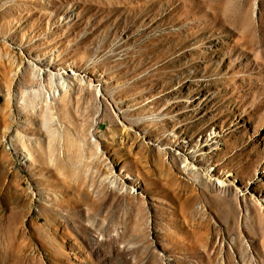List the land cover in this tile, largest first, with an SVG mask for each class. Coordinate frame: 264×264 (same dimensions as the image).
Returning <instances> with one entry per match:
<instances>
[{"label": "rangeland", "instance_id": "rangeland-1", "mask_svg": "<svg viewBox=\"0 0 264 264\" xmlns=\"http://www.w3.org/2000/svg\"><path fill=\"white\" fill-rule=\"evenodd\" d=\"M40 72L68 84L53 124L22 101ZM103 184L120 240L67 248L54 222ZM260 203L264 0H0V219L39 236L0 264H264Z\"/></svg>", "mask_w": 264, "mask_h": 264}, {"label": "bare ground", "instance_id": "bare-ground-1", "mask_svg": "<svg viewBox=\"0 0 264 264\" xmlns=\"http://www.w3.org/2000/svg\"><path fill=\"white\" fill-rule=\"evenodd\" d=\"M38 81L39 86L38 87H33ZM36 82V83H35ZM50 85L52 88V92L49 90H46V83ZM35 83V84H34ZM26 87L29 88V91H25L23 93V102H26L25 99L27 97L31 98L33 100L32 104H34V101H40V104H43L44 107L41 108V110L44 112V119L47 123H55V111L53 107L50 105L51 101L53 99H57L60 97V94L62 90H65L68 87V84L65 83V79L61 78L58 79L54 78L50 74H44L40 72L37 75H34L33 78L27 77L26 81ZM47 91V92H46ZM45 96H47L45 98ZM45 98V100H42L41 98ZM39 102L35 105H32L34 107V110L36 111V108L38 105H40ZM5 119V117H3ZM7 122V121H6ZM7 125V123H6ZM95 146H91L90 151L93 152V149ZM147 152L151 149L146 148ZM163 151V148L161 149ZM149 155H153L148 152ZM162 158V154L160 156L155 157V160H159ZM195 171L197 169H194ZM189 171V169H187ZM98 176L95 179H98ZM97 181V180H96ZM167 184V183H166ZM110 185L113 187L117 188V184L115 181H111ZM99 187V186H98ZM218 187L224 189L227 186L225 185L224 181H218ZM107 188L108 186L106 184H103L102 188H99V195L97 197L93 196H86V191H78L80 194L79 196H82L83 198H78L74 199L75 202L78 204V206L74 205L76 208H81V211L77 212H67L63 215V219H57L54 222L55 227H59L58 230L52 229L53 230V235L56 237L57 240L59 239H64V245H66L67 248L71 249H77V250H82L83 245L82 243L73 237L72 234L68 233V228L72 226L75 231L79 234V237L81 239L82 236L86 237V232L92 231L96 236L104 235L106 238L101 242V244H106L109 240V237H113L115 243H117L120 240V236L116 238L115 236H112V234L117 230V223L116 222H111L108 224V217L111 215L116 214V210H110L108 213L105 212L103 206H102V198L107 194ZM211 188V185L209 186ZM211 190L208 188H205L203 192L206 193L208 202H205V207H206V212L209 211L210 209L215 208V203H219V209L225 213V215H230L231 211L233 208L231 207V201L229 200L230 198L222 197L219 194L216 195H208ZM86 196V197H84ZM243 196V194L241 195ZM189 200H194L195 198L193 196L188 197ZM204 197L200 196L198 197L197 201H203ZM196 201V199H195ZM249 204V202H248ZM263 209V213H261L264 216V203H260ZM202 206L201 208L197 209L196 208V203H190L189 204V209L192 212L193 216L199 215L200 217L202 215H206L205 212L202 211ZM258 209V208H256ZM259 210V209H258ZM257 210V211H258ZM86 214H85V213ZM249 218L251 219V223L255 226L259 225L257 223V219L254 218V214L249 211ZM206 223H211V219L207 216L205 219ZM259 227H262L259 226ZM8 234H13V236L8 235ZM94 237L95 240H98V237ZM39 238L38 234L35 232L34 233H28L25 232L23 229L21 232L18 231V233L15 234V231L12 232L11 225L6 226V223L0 219V252H2L4 255L10 250V247L12 244H21V251L22 253L25 252L26 248L30 250L31 244L33 241H37ZM210 239V238H209ZM25 243L26 246L23 244ZM236 244L238 246V243L236 241ZM234 251V247H233ZM62 258L67 259L69 258V255H64ZM245 259V258H244Z\"/></svg>", "mask_w": 264, "mask_h": 264}]
</instances>
